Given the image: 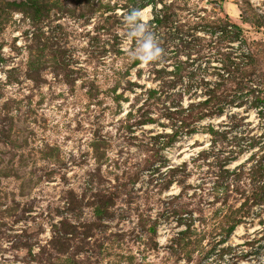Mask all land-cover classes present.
Returning <instances> with one entry per match:
<instances>
[{
	"label": "rangeland",
	"instance_id": "1",
	"mask_svg": "<svg viewBox=\"0 0 264 264\" xmlns=\"http://www.w3.org/2000/svg\"><path fill=\"white\" fill-rule=\"evenodd\" d=\"M0 264H264V0H0Z\"/></svg>",
	"mask_w": 264,
	"mask_h": 264
},
{
	"label": "clouds",
	"instance_id": "2",
	"mask_svg": "<svg viewBox=\"0 0 264 264\" xmlns=\"http://www.w3.org/2000/svg\"><path fill=\"white\" fill-rule=\"evenodd\" d=\"M124 24L128 29L129 39L135 38L136 48L131 53L134 59H138L141 63H150L158 60L163 49L159 46L156 37L149 29L148 25L143 22V13L139 10L124 16Z\"/></svg>",
	"mask_w": 264,
	"mask_h": 264
},
{
	"label": "trees",
	"instance_id": "3",
	"mask_svg": "<svg viewBox=\"0 0 264 264\" xmlns=\"http://www.w3.org/2000/svg\"><path fill=\"white\" fill-rule=\"evenodd\" d=\"M158 20H156V21H154L155 23L157 22ZM236 27V26H235ZM237 28V27H236ZM238 29V28H237ZM207 103H209V100L208 101H206ZM203 104H205L206 105V103H203Z\"/></svg>",
	"mask_w": 264,
	"mask_h": 264
},
{
	"label": "bare ground",
	"instance_id": "4",
	"mask_svg": "<svg viewBox=\"0 0 264 264\" xmlns=\"http://www.w3.org/2000/svg\"><path fill=\"white\" fill-rule=\"evenodd\" d=\"M143 13H144V11H143ZM143 17H144V14H143Z\"/></svg>",
	"mask_w": 264,
	"mask_h": 264
}]
</instances>
